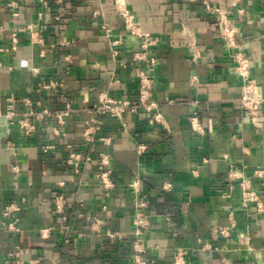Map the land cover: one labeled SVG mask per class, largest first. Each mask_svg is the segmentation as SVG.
Instances as JSON below:
<instances>
[{
    "label": "crops",
    "instance_id": "obj_1",
    "mask_svg": "<svg viewBox=\"0 0 264 264\" xmlns=\"http://www.w3.org/2000/svg\"><path fill=\"white\" fill-rule=\"evenodd\" d=\"M17 1L12 9L0 0V47L12 45L13 30L20 37L17 50L0 51V113L12 94L51 109L68 102L75 111L63 125L55 118L39 121L33 137L0 115V212L7 203H21L23 228L21 233L0 228V264H16V257L6 258L17 245L25 264H133L136 180L150 203L144 234L148 258L172 264L184 248L187 264H264V211L244 208L238 183L227 178L234 167L264 196V182L254 176L264 169V104L256 123L241 108L234 48L220 36L218 17L204 0H126L141 29L160 39L153 98L163 122L150 124L154 114L143 108L122 119L103 114L101 135L112 137L108 146L98 139L86 142L84 129L97 116L92 107L101 92L138 101L132 57L140 39L126 32L114 0ZM209 1L227 10L238 26V42L264 96V0H243L242 7L234 0ZM99 9L104 14L95 15ZM103 23L122 38L116 57ZM33 31L43 33L44 53L33 42ZM47 78L62 85L38 91L37 83ZM194 112L203 133L190 124ZM139 143L148 145L142 154ZM45 144L54 148L43 150ZM68 145L84 154L83 175L66 163ZM103 150L113 158L116 187L109 196L100 194L97 176ZM166 183L171 190L164 189ZM59 194L67 198L69 223L55 213ZM81 211L98 213L107 222L104 232L120 230L123 238L111 242L104 233H93L90 221L76 217ZM231 220L230 236L213 231ZM46 227L51 236L44 239L40 229Z\"/></svg>",
    "mask_w": 264,
    "mask_h": 264
},
{
    "label": "built area",
    "instance_id": "obj_2",
    "mask_svg": "<svg viewBox=\"0 0 264 264\" xmlns=\"http://www.w3.org/2000/svg\"><path fill=\"white\" fill-rule=\"evenodd\" d=\"M6 1V5L9 8H14L17 4V0H2ZM43 5H48L49 0H37ZM64 0H56L57 4H62ZM235 4L241 6L243 0H234ZM203 3L206 8L217 15L219 22L220 36L225 40L226 44L234 48L232 58L236 64L240 80H241V95L239 98L241 108L248 114L252 122L256 123L261 114L262 105L264 104V96L260 92L259 84L256 78L252 74V64L250 58L241 50L238 42L239 28L232 21L227 10L219 6H214L209 0H204ZM115 7L118 14L122 17L125 30L128 34L137 36L140 39L139 48L133 53L132 60L135 64V76L139 85L138 101L133 102L129 99L113 98L108 96L105 92H101L99 95V102L95 103L92 110L97 113V116H92L87 121L84 129V139L88 143H93L97 139L101 140L105 146L112 143L111 136H102L103 119L101 115L108 114L117 119H122L127 112H136L139 108H143L148 112H153V118L149 119L150 124L163 122V116L158 111V102L153 98V84L154 75L153 71L158 61L155 50L157 49L160 39L158 36L151 34L150 32L141 29L135 15L128 8L126 0H114ZM242 7V6H241ZM104 14L102 9L95 12V15ZM55 20L61 19V14H57ZM102 28L106 31V35L109 38L111 44V51L116 57L118 54L117 46L122 43V38L113 34L110 27L106 24H102ZM32 30V27L29 26ZM12 45L10 47H0V51H15L19 44V33L17 30H13L11 33ZM33 42L39 43L42 46V53L45 52V40L43 33H32ZM70 42H63L62 45H67ZM34 73H39V68H33ZM62 85L53 78L42 79L37 83V90L50 92L58 86ZM7 110L4 116L8 123L17 122L20 130L27 137L35 136L37 132V123L39 121L47 122L49 119L55 118L59 124L66 122L68 117L74 108L68 102L64 106L58 108L43 107L41 100H34L30 96H18L12 94L8 98ZM24 106L23 110L18 109V104ZM190 124L192 128L200 133L204 132V129L200 123L197 112H194L190 118ZM57 135L60 134L58 128L55 129ZM54 148L53 144H45L42 146L43 150ZM69 153L66 157V163L72 167L77 175H83L82 166L84 162V154L80 151L74 150L71 145H68ZM148 149V145L145 143H139L137 150L140 154L144 153ZM99 169L97 176L101 183V195L109 196L112 190L116 187V181L113 177L112 170V155L107 151H101L99 155ZM204 161H208L204 159ZM14 170L18 171V166H14ZM255 177H259L264 182V169H257L254 173ZM227 178L229 181H235L238 183L241 189L242 204L244 208H248L254 205L258 212L264 211V196L258 192L254 186L252 179L247 177L242 171L231 167L228 170ZM139 181L136 180L133 186L136 188V198L134 200L135 216H134V231L132 236V250H133V264H158L157 260L147 257V249L144 244V234L150 225V219L147 214V210L150 207L149 200L140 194L138 189ZM171 183H166L165 190L172 189ZM25 201V198L22 200ZM68 201L63 194H59L55 198L54 210L55 213L62 218L66 223L71 220V215L67 212ZM107 209V205H103V210ZM22 210V204L13 201L5 204L0 212V228L6 229L14 233H21L23 228L21 226V219L19 216ZM232 215V214H231ZM78 218H84L90 221L93 233H104L108 240L114 242L123 238L124 234L120 230L106 229V220L98 213L92 212H79ZM232 219V218H231ZM235 227V222L231 220L230 226H219L213 229L214 232L220 233L225 237L231 235ZM40 234L42 238L47 239L51 236V228H41ZM210 244H205V248H210ZM20 246H15L13 251L8 252L6 261H10L12 258L16 259V264H25L24 260L20 256ZM188 250L179 248L174 255L172 264H187ZM36 260H32L34 262ZM91 264V263H87ZM226 264H228L226 262Z\"/></svg>",
    "mask_w": 264,
    "mask_h": 264
}]
</instances>
